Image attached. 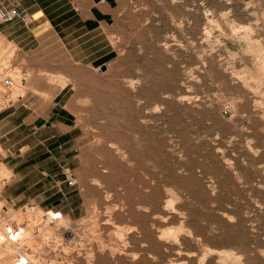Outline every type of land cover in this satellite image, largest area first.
Instances as JSON below:
<instances>
[{
    "label": "rangeland",
    "instance_id": "1",
    "mask_svg": "<svg viewBox=\"0 0 264 264\" xmlns=\"http://www.w3.org/2000/svg\"><path fill=\"white\" fill-rule=\"evenodd\" d=\"M113 5L92 66L0 25L25 73L8 98H57L80 127L72 216L29 201L79 236L56 264H264V0Z\"/></svg>",
    "mask_w": 264,
    "mask_h": 264
},
{
    "label": "crops",
    "instance_id": "2",
    "mask_svg": "<svg viewBox=\"0 0 264 264\" xmlns=\"http://www.w3.org/2000/svg\"><path fill=\"white\" fill-rule=\"evenodd\" d=\"M116 0H0V7H16L30 16L27 27L48 32L49 45L59 50L64 64L99 57V35L108 25ZM7 31L5 36H10ZM13 39V38H12ZM95 44V46H94ZM76 59V60H74ZM92 66V65H91ZM33 88V87H31ZM38 88V87H36ZM26 88L24 87V90ZM80 127L74 116L59 103L46 99L35 103L19 98L0 111L1 161L10 172L3 197L13 205L37 202L72 216L71 186L62 171L78 161ZM77 166V165H76ZM75 166V167H76Z\"/></svg>",
    "mask_w": 264,
    "mask_h": 264
},
{
    "label": "built area",
    "instance_id": "3",
    "mask_svg": "<svg viewBox=\"0 0 264 264\" xmlns=\"http://www.w3.org/2000/svg\"><path fill=\"white\" fill-rule=\"evenodd\" d=\"M30 16L16 7H0V25L17 22L27 27ZM25 73L13 63V54L0 50V111L14 101L8 98L11 87L21 84ZM0 153V164H1ZM6 177L0 175V195ZM62 180L69 186L77 184L76 178L68 170L62 171ZM1 199V197H0ZM51 211V212H50ZM36 209L33 204L21 205L17 210L0 203V250L6 246L10 251L0 254V264H56L63 262L66 254L60 249L61 243L69 241L70 227L59 226V238L43 237L42 228L54 226L60 219L57 210Z\"/></svg>",
    "mask_w": 264,
    "mask_h": 264
},
{
    "label": "bare ground",
    "instance_id": "4",
    "mask_svg": "<svg viewBox=\"0 0 264 264\" xmlns=\"http://www.w3.org/2000/svg\"><path fill=\"white\" fill-rule=\"evenodd\" d=\"M260 67H262V66H260ZM15 86L18 87V85H15ZM15 86L11 87L10 90H9V92L11 91V89H12V90L15 89ZM16 89H17V88H16ZM19 89H20V88H19ZM22 89H23V87L20 89V91H22ZM17 91H18V90H17ZM17 91H13V92H16V93L19 94V91H18V92H17ZM9 92H8V93H9ZM8 95H9V94H8ZM14 95H15V93H14ZM167 202H169V201H167ZM172 203H173V202H172ZM169 204H170V202H169ZM169 204H168V205H169ZM106 209H107V208H106ZM113 209H114V208H113ZM163 220H164V219H163ZM62 221H63V216H62V214L60 213L59 223L62 222ZM65 221H66V220H65ZM67 222H68V221H67ZM95 225H96V224H95ZM95 225H94V226H95ZM66 227H67V226H66ZM91 227H92V226H91ZM47 228L49 229L50 227L46 226V227H43V228H42V230L44 231V232L42 233L43 236H46V235H47L46 233H48L47 236H50V235H51V231H50V230H47ZM80 229H81V228H80ZM87 229H89V228H86V230H87ZM45 230H47V231H45ZM83 230H84V229H83ZM171 230H172V229H171ZM179 231H180V230H179ZM41 232H42V231H41ZM85 232H86V231H85ZM89 232H90V231H89ZM92 232H93V231H92ZM92 232H90V233L92 234ZM126 232H127V231H126ZM167 232L169 233V231H167ZM170 232H171V231H170ZM172 232H173V231H172ZM83 233H84V232H83ZM115 233H116V235L120 236V232H119V231H118V232H115ZM115 233H114V234H115ZM165 233H166V232H165ZM165 233H164V235H165ZM168 233H167V235L170 236V234H168ZM71 234H72V236H71V238L69 239V241H71V243H72V242H75L76 240L79 239V238H78L79 236H77V234H74L73 229H72ZM78 234H79V233H78ZM84 234H86V233H84ZM114 234H113V235H114ZM54 235H55V234H54ZM54 235H53V236H54ZM171 236H172V235H171ZM55 237H56V236H55ZM166 237H167V236H166ZM173 237H174V236H173ZM118 238H119V237H118ZM65 243H68V242H65ZM62 244H63V243H62ZM69 244H70V243H69ZM80 245H81V244H80ZM66 246H67V245H66ZM117 246H118V245H117ZM74 248H75V247H74ZM72 249H73V248H72ZM78 249H79V248H78ZM80 249H81V248H80ZM115 249H117V248H115ZM115 249H114V251L118 253V251H117L118 249H117V250H115ZM102 251H103V250H102ZM4 252L7 253V252H9V251H6V250H5V251H2V250H1V253H4ZM78 252H79V251H78ZM78 252H77V253H78ZM1 253H0V254H1ZM100 253H101V252H100ZM120 253H121V252H120ZM81 254H82V253H81ZM121 254H122V253H121ZM74 255H75V254H74ZM77 256H78V254H77ZM79 256H80V255H79ZM73 257H74V256H73ZM71 258H72V257H71ZM134 258H135V257H134ZM69 262H70V264H71V259H69Z\"/></svg>",
    "mask_w": 264,
    "mask_h": 264
}]
</instances>
